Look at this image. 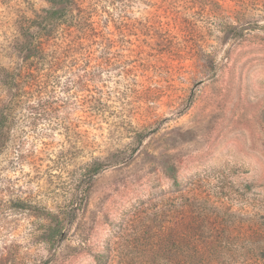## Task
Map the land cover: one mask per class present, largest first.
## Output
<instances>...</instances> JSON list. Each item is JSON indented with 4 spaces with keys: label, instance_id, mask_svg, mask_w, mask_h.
Listing matches in <instances>:
<instances>
[{
    "label": "rangeland",
    "instance_id": "374dc122",
    "mask_svg": "<svg viewBox=\"0 0 264 264\" xmlns=\"http://www.w3.org/2000/svg\"><path fill=\"white\" fill-rule=\"evenodd\" d=\"M75 4L30 69L0 0V264H264V0Z\"/></svg>",
    "mask_w": 264,
    "mask_h": 264
},
{
    "label": "trees",
    "instance_id": "16d2710c",
    "mask_svg": "<svg viewBox=\"0 0 264 264\" xmlns=\"http://www.w3.org/2000/svg\"><path fill=\"white\" fill-rule=\"evenodd\" d=\"M48 7L37 14L28 23H22L20 26V39H17L18 49L16 51V57L22 63L25 64L24 67H29L30 69L38 64L45 62L48 59V55L43 52L41 44L43 41L51 39L53 35L57 32V29L62 27L63 35H67L72 27H75L77 33L73 38V42L78 46L81 42H91L98 37V29L94 26L85 15V13L76 6V0H44ZM78 8V9H76ZM76 9V13L73 12ZM154 17V15H151ZM151 18V17H150ZM149 17L146 18L150 19ZM159 19V18H158ZM159 24V35H163L165 31L169 29V23ZM70 46L68 45L64 50V53L68 52ZM54 59V57H52ZM58 60L54 59L52 64L58 65ZM18 65V69L21 70L22 65ZM17 71V72H18ZM32 75V81H34L35 76ZM20 75L16 72L7 71L5 74L1 75L2 84L11 92L14 85L17 82ZM1 128L0 124V133ZM86 190L83 191V195H79L81 198L84 197ZM64 216L67 222H71L75 215V209L73 206L67 208Z\"/></svg>",
    "mask_w": 264,
    "mask_h": 264
}]
</instances>
